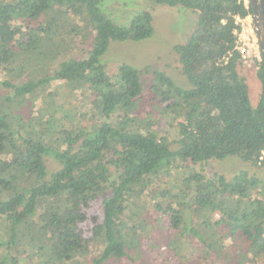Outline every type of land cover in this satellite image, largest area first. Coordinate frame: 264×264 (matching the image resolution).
Segmentation results:
<instances>
[{
    "label": "trees",
    "instance_id": "trees-1",
    "mask_svg": "<svg viewBox=\"0 0 264 264\" xmlns=\"http://www.w3.org/2000/svg\"><path fill=\"white\" fill-rule=\"evenodd\" d=\"M103 1L0 0V264L26 255L34 264H264V178L192 169L181 185L158 179L182 162L227 158L264 171L263 95L253 106L236 49V16L252 8L149 0L197 16L174 48L183 87L149 67L106 71L110 42L154 30L148 11L124 26ZM78 44L87 56L55 69ZM145 71L153 82L142 107ZM258 76L264 87L263 61ZM163 117L179 130L177 148L160 132ZM48 158L60 168L50 172Z\"/></svg>",
    "mask_w": 264,
    "mask_h": 264
},
{
    "label": "rangeland",
    "instance_id": "rangeland-1",
    "mask_svg": "<svg viewBox=\"0 0 264 264\" xmlns=\"http://www.w3.org/2000/svg\"><path fill=\"white\" fill-rule=\"evenodd\" d=\"M103 10L110 19L124 26H129L132 19L142 11H148L153 17L152 25L154 32L150 38L140 42H133L130 40L124 42H110L107 52L102 57V62L106 66V71L111 76L118 73L120 65L127 64L138 70L149 67L151 70L165 73L179 86H190L178 64L174 48L187 41L197 24V16L192 10L183 7L158 5L149 0H104ZM67 40L66 46H71V39L69 38ZM70 48L71 47H69V49H67V51L55 62V69H58L60 63L64 60H69L78 56H87L85 50L90 47L78 44L77 49ZM260 64L261 62L256 61L255 63H243L242 65L253 106H256L260 102L262 95L264 96V87L258 76ZM22 80L23 79L20 78L16 82ZM142 80L146 84V89L144 91L145 97L139 105L143 107L145 104H148L151 99L148 95V86L153 82L152 72H142ZM53 88L54 84L48 89L52 90ZM7 89L8 88L1 89L0 94L4 95V93L8 91ZM150 106L151 105H148L145 108V112L151 110V112L156 114V117H159L155 108L151 107L150 109ZM145 112L143 110L144 114ZM156 117H154V120ZM30 120L33 121L31 118ZM160 122V132L165 134L169 141L172 142L173 148H177V140L179 139L178 128L169 118L163 117ZM47 166L50 172H54L60 168L59 163L52 158L47 159ZM192 169L196 170L207 179L224 176L230 181L234 176L244 171L250 176L264 178V171L238 158H227L224 161H210L198 165L182 162L180 165H174L168 171L162 172L161 175L158 176V179L161 180V184H175L177 181H180L178 185H181V178L183 176L186 177ZM117 178L118 173L113 171L112 179L116 180ZM148 216L149 218H153L154 214L149 213ZM25 250L27 251L26 247L24 248V251ZM20 264H34V261L30 260L26 255L20 259ZM125 264H130V262H126Z\"/></svg>",
    "mask_w": 264,
    "mask_h": 264
},
{
    "label": "built area",
    "instance_id": "built-area-1",
    "mask_svg": "<svg viewBox=\"0 0 264 264\" xmlns=\"http://www.w3.org/2000/svg\"><path fill=\"white\" fill-rule=\"evenodd\" d=\"M246 10L250 9L251 0H239ZM236 23L240 29L235 32L237 36V51L241 54L244 64L262 62V54L258 45L257 38L252 27V16L249 13L246 17L236 16ZM228 58H225L227 61ZM264 158V153H263Z\"/></svg>",
    "mask_w": 264,
    "mask_h": 264
},
{
    "label": "flooded vegetation",
    "instance_id": "flooded-vegetation-1",
    "mask_svg": "<svg viewBox=\"0 0 264 264\" xmlns=\"http://www.w3.org/2000/svg\"><path fill=\"white\" fill-rule=\"evenodd\" d=\"M250 7L252 8V27L261 51V44L264 43V7L258 6V8L254 9L252 0Z\"/></svg>",
    "mask_w": 264,
    "mask_h": 264
},
{
    "label": "water",
    "instance_id": "water-1",
    "mask_svg": "<svg viewBox=\"0 0 264 264\" xmlns=\"http://www.w3.org/2000/svg\"><path fill=\"white\" fill-rule=\"evenodd\" d=\"M252 5L254 9L258 8V6L264 7V0H252ZM261 54H262V60L264 66V43L261 44ZM263 118H264V96H263Z\"/></svg>",
    "mask_w": 264,
    "mask_h": 264
}]
</instances>
